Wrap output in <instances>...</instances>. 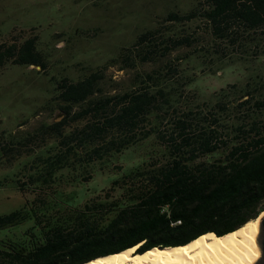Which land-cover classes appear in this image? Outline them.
Wrapping results in <instances>:
<instances>
[{"label":"trees","instance_id":"obj_1","mask_svg":"<svg viewBox=\"0 0 264 264\" xmlns=\"http://www.w3.org/2000/svg\"><path fill=\"white\" fill-rule=\"evenodd\" d=\"M196 18L218 41L216 50L223 55L221 42L242 46L264 38V0H197L185 13L168 12L164 21ZM36 40L33 35L0 42V67L10 62L45 69ZM194 42L191 34L146 29L123 48L121 57L126 65L135 59L156 62ZM164 67V74L153 70L137 75L141 86L116 94H101L100 71L75 81L66 77L56 81L63 118L41 130L57 140L56 148L38 156L43 170L17 180L20 191L29 193L31 184L48 183L56 171L72 165L73 157L89 165L150 137L158 148L147 163L160 156L162 161L124 172L111 180L109 191L83 202L78 192L25 199L21 208L0 215V230L31 221L21 238L0 239V264H83L136 244L139 253L184 245L204 233L213 237L229 233L264 209V90L257 98L247 90L246 98L236 104L242 118L248 116L246 111L262 118L249 124L242 120L232 137L224 136L216 128L215 116L191 107L179 112L175 93L182 82L167 87L163 82L167 77L160 78L173 75L177 68L170 62ZM79 120L84 121L80 127L63 132L65 124ZM0 149L5 155L13 151L5 144ZM69 197H75L72 203L62 201Z\"/></svg>","mask_w":264,"mask_h":264},{"label":"rangeland","instance_id":"obj_2","mask_svg":"<svg viewBox=\"0 0 264 264\" xmlns=\"http://www.w3.org/2000/svg\"><path fill=\"white\" fill-rule=\"evenodd\" d=\"M196 4L197 0H0V42H19L36 35V47L46 62L43 70L10 62L0 67V146L13 148L7 155L0 149V215L21 208L27 198H49L54 192L63 196L78 192L83 202L109 191L111 180L124 172L162 161L160 156L147 163L148 156L158 148L156 139L150 137L89 165L73 157L72 165L56 171L48 183L31 184L29 193L20 191L17 180H27L29 173L43 170L38 156L56 148L57 140L41 130L63 118L55 86L62 77L75 81L100 71L101 94H116L141 86L139 74L153 70L164 74V66L170 62L176 72L160 79L167 77L163 81L167 87L182 82L180 92L175 93L179 112L191 107L215 116L217 130L229 137L240 121L246 119L249 124L262 118L252 111H246L248 116L242 118L236 104L246 98L245 91L257 98L264 90V38L242 46L221 42L223 55L216 50L218 41L200 18L185 23L164 21L168 12L185 13ZM152 28H159L164 35L191 34L195 42L172 50L156 62L135 59L133 65H126L121 57L123 48ZM83 122L69 121L63 132ZM74 199L62 201L72 203ZM30 225L31 221H25L9 231L1 229L0 239H19Z\"/></svg>","mask_w":264,"mask_h":264},{"label":"bare ground","instance_id":"obj_3","mask_svg":"<svg viewBox=\"0 0 264 264\" xmlns=\"http://www.w3.org/2000/svg\"><path fill=\"white\" fill-rule=\"evenodd\" d=\"M262 210L237 229L213 237L204 233L184 245L136 252L137 244L83 264H252L257 256V231Z\"/></svg>","mask_w":264,"mask_h":264},{"label":"water","instance_id":"obj_4","mask_svg":"<svg viewBox=\"0 0 264 264\" xmlns=\"http://www.w3.org/2000/svg\"><path fill=\"white\" fill-rule=\"evenodd\" d=\"M252 264H264V215L261 217L257 231V256Z\"/></svg>","mask_w":264,"mask_h":264}]
</instances>
